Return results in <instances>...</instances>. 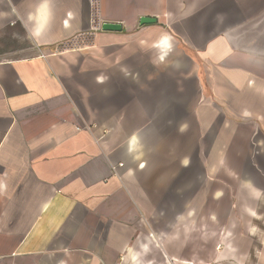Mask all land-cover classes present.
I'll return each mask as SVG.
<instances>
[{
    "label": "crops",
    "instance_id": "obj_1",
    "mask_svg": "<svg viewBox=\"0 0 264 264\" xmlns=\"http://www.w3.org/2000/svg\"><path fill=\"white\" fill-rule=\"evenodd\" d=\"M0 264H264V0H0Z\"/></svg>",
    "mask_w": 264,
    "mask_h": 264
},
{
    "label": "water",
    "instance_id": "obj_2",
    "mask_svg": "<svg viewBox=\"0 0 264 264\" xmlns=\"http://www.w3.org/2000/svg\"><path fill=\"white\" fill-rule=\"evenodd\" d=\"M156 19L154 17L151 16H147V17H141L139 19V24L143 25V24H147V23H155ZM102 30H106V31H119L122 29V26L119 23H108V22H103L101 24Z\"/></svg>",
    "mask_w": 264,
    "mask_h": 264
}]
</instances>
